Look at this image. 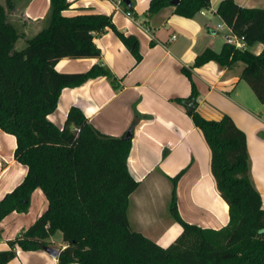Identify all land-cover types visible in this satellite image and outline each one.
<instances>
[{
	"label": "trees",
	"instance_id": "16d2710c",
	"mask_svg": "<svg viewBox=\"0 0 264 264\" xmlns=\"http://www.w3.org/2000/svg\"><path fill=\"white\" fill-rule=\"evenodd\" d=\"M0 4V130L16 137L15 159L27 169L23 181L0 200V223L14 212L27 213L34 192L41 189L48 201L45 212L25 232L9 241L10 250L0 252V264H8L23 251L49 246L62 234L65 249L59 264H264V208L261 193L251 175L252 163L247 137L232 118H204L198 111L197 87L192 69L216 62L233 69L244 64L241 79L264 104V7H244L223 0L216 13L246 49L225 44L220 52L205 50L183 74L192 83L189 112L211 149V168L221 197L229 206V225L221 230L189 224L178 212L177 187L187 169L171 179L170 213L182 234L163 248L131 229L128 209L140 183L130 174L128 159L132 139L101 133L84 112L73 106L62 128L49 116L58 109L66 88H77L100 77L117 80L109 68L94 65L87 72L62 73L56 65L64 58L97 59L102 55L94 43L96 34L113 31L136 61H142L138 39L118 30L109 15L82 14L67 17V0H50L46 25L16 50L21 39L8 11L21 0ZM128 12V6L121 0ZM174 0H151L148 16L155 15ZM211 8V0H179L174 13L192 19ZM263 45L259 54L251 51ZM136 117L133 127L136 126Z\"/></svg>",
	"mask_w": 264,
	"mask_h": 264
},
{
	"label": "crops",
	"instance_id": "0c3cea01",
	"mask_svg": "<svg viewBox=\"0 0 264 264\" xmlns=\"http://www.w3.org/2000/svg\"><path fill=\"white\" fill-rule=\"evenodd\" d=\"M67 1L70 4L64 12L67 17L111 16L119 31L138 39L142 61H136L113 31L96 34L94 43L102 52L100 58H64L56 65V70L80 73L101 64L110 69L116 85L100 77L80 87L64 89L58 109L49 119L62 128L69 110L76 106L101 133L122 137L139 116L133 127L128 159L130 174L140 183L130 198L128 209L132 230L163 248L182 234V226L174 221L169 210L171 179L184 169L187 171L177 187L178 212L182 219L203 229L226 228L230 221L229 206L217 189L211 168V149L190 117L186 102L176 101L192 94V83L182 68H190L209 48L216 52L222 50H216L213 34L223 30L222 19L216 13L223 0H211V8L192 19L176 15L175 6L148 16L151 0H131L132 12L125 9L121 0ZM50 3V0H21L14 13L21 14L23 27L28 25L34 29L32 35L35 36L46 25ZM5 7L7 9V1ZM23 32L20 35L25 41L33 37L28 31ZM255 47L258 48L256 54L263 49L261 44ZM243 68V63L228 69L212 61L192 69V80L199 94L198 111L204 118L220 120L228 115L245 132L252 180L262 195L264 208V104L252 89L243 85ZM16 147V137L0 130V200L27 174L26 167L15 159ZM47 207L43 191L37 189L27 213L14 212L6 217L0 223V252L10 250L9 241L27 231ZM48 247L58 252L65 249L62 234L52 237ZM16 251V257L8 264H59L58 256L53 257L45 249L23 251L17 246Z\"/></svg>",
	"mask_w": 264,
	"mask_h": 264
},
{
	"label": "rangeland",
	"instance_id": "374dc122",
	"mask_svg": "<svg viewBox=\"0 0 264 264\" xmlns=\"http://www.w3.org/2000/svg\"><path fill=\"white\" fill-rule=\"evenodd\" d=\"M238 1H240V3L242 5L247 6V7H264V0H252V1L251 0H238ZM0 3L5 6L6 0H0ZM203 11L207 12V10H203ZM203 11H201V13ZM9 15H11V16H9L10 21L13 22L17 26L19 33H24L23 31L26 30V31H28V35H30V37L33 36L32 34L35 32L34 29L29 28L28 25L23 27V25H22L23 18L21 17V14H15L14 11L13 12L9 11ZM220 24L225 26V23L223 21ZM224 26H223L222 31H220L216 34H213L216 36L214 41H215V46H216L217 51H220L222 49V47L226 44V36L230 35L228 28L226 26L225 27ZM25 46H26V41L23 37L16 43L15 49L16 50H22L23 48H25ZM257 50H258L257 47L251 48V51H253V52H256ZM242 83H243V85H245V87H247L248 89H251L245 81H243ZM252 93H253V91H252ZM59 111L60 110H58V112H57L58 116L60 115ZM57 236L61 237V233H57Z\"/></svg>",
	"mask_w": 264,
	"mask_h": 264
},
{
	"label": "water",
	"instance_id": "95a60500",
	"mask_svg": "<svg viewBox=\"0 0 264 264\" xmlns=\"http://www.w3.org/2000/svg\"><path fill=\"white\" fill-rule=\"evenodd\" d=\"M124 2L130 6L131 5V1L130 0H124ZM179 4V0H174L172 1V5L173 6H177ZM186 105L188 107V111L191 112L194 110L195 108V104H194V100H190L186 102ZM133 137V131L132 128L127 132V134L125 135L126 139H131ZM45 251L47 253H49L50 255H52L53 257H57L59 255V252L57 249H54L52 247H46Z\"/></svg>",
	"mask_w": 264,
	"mask_h": 264
},
{
	"label": "built area",
	"instance_id": "2783aa9c",
	"mask_svg": "<svg viewBox=\"0 0 264 264\" xmlns=\"http://www.w3.org/2000/svg\"><path fill=\"white\" fill-rule=\"evenodd\" d=\"M202 13L204 14L205 12L203 11ZM226 43L236 47L237 49H246L247 48L244 40L238 38L237 36H234L231 31H230V35L226 36Z\"/></svg>",
	"mask_w": 264,
	"mask_h": 264
}]
</instances>
